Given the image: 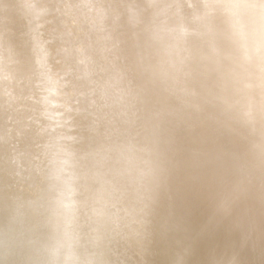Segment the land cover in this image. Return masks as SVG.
Wrapping results in <instances>:
<instances>
[{
	"label": "bare ground",
	"instance_id": "6f19581e",
	"mask_svg": "<svg viewBox=\"0 0 264 264\" xmlns=\"http://www.w3.org/2000/svg\"><path fill=\"white\" fill-rule=\"evenodd\" d=\"M255 149L264 0H0V264H264Z\"/></svg>",
	"mask_w": 264,
	"mask_h": 264
},
{
	"label": "rangeland",
	"instance_id": "374dc122",
	"mask_svg": "<svg viewBox=\"0 0 264 264\" xmlns=\"http://www.w3.org/2000/svg\"><path fill=\"white\" fill-rule=\"evenodd\" d=\"M247 127V126H246ZM246 127L244 128H241V129H238V132L239 133H241V132H243V133H245V132H247L248 133V131H246ZM251 127H249V128H247V130L249 129L250 130V132L248 133V135H249V138H248V136H246L247 137V141L249 140V142L251 143V129H250ZM236 142H237V139H236ZM252 153H253V151L251 150V155H252ZM254 155H256L254 158H255V160L256 159H258L259 157H260V155H259V151L258 150H254ZM260 160V162H256L257 163V166H258V169L260 170V171H263V168L264 167H262L263 165H264V159H258V161ZM257 166H256V168H257ZM262 170H261V169ZM259 170H257V172H260ZM261 173V172H260Z\"/></svg>",
	"mask_w": 264,
	"mask_h": 264
}]
</instances>
